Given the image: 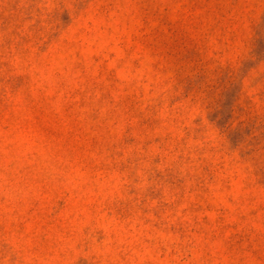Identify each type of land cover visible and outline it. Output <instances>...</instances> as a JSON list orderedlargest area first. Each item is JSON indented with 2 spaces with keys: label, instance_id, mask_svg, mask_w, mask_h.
Here are the masks:
<instances>
[{
  "label": "rangeland",
  "instance_id": "1",
  "mask_svg": "<svg viewBox=\"0 0 264 264\" xmlns=\"http://www.w3.org/2000/svg\"><path fill=\"white\" fill-rule=\"evenodd\" d=\"M0 264H264V0H0Z\"/></svg>",
  "mask_w": 264,
  "mask_h": 264
}]
</instances>
